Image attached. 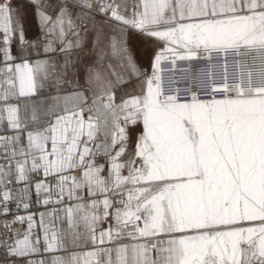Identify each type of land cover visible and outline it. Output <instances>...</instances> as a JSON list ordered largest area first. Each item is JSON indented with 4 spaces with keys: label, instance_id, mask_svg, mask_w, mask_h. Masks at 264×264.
I'll list each match as a JSON object with an SVG mask.
<instances>
[{
    "label": "snow or ice",
    "instance_id": "1",
    "mask_svg": "<svg viewBox=\"0 0 264 264\" xmlns=\"http://www.w3.org/2000/svg\"><path fill=\"white\" fill-rule=\"evenodd\" d=\"M0 264H264V0H0Z\"/></svg>",
    "mask_w": 264,
    "mask_h": 264
},
{
    "label": "built area",
    "instance_id": "2",
    "mask_svg": "<svg viewBox=\"0 0 264 264\" xmlns=\"http://www.w3.org/2000/svg\"><path fill=\"white\" fill-rule=\"evenodd\" d=\"M257 63H258V61H257Z\"/></svg>",
    "mask_w": 264,
    "mask_h": 264
}]
</instances>
